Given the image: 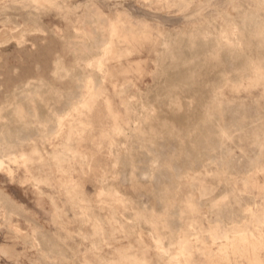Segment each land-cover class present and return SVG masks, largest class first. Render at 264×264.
Returning <instances> with one entry per match:
<instances>
[{"label": "rangeland", "instance_id": "obj_1", "mask_svg": "<svg viewBox=\"0 0 264 264\" xmlns=\"http://www.w3.org/2000/svg\"><path fill=\"white\" fill-rule=\"evenodd\" d=\"M0 264H264V0H0Z\"/></svg>", "mask_w": 264, "mask_h": 264}, {"label": "bare ground", "instance_id": "obj_2", "mask_svg": "<svg viewBox=\"0 0 264 264\" xmlns=\"http://www.w3.org/2000/svg\"><path fill=\"white\" fill-rule=\"evenodd\" d=\"M7 31V30H6ZM3 33V32H2ZM4 34V33H3ZM28 138V137H27ZM9 238H11V237H9ZM2 248V247H1ZM4 248V247H3ZM6 249V248H5ZM5 249H3V250H5ZM2 253H4L3 251H2ZM13 258H15V257H13ZM18 260V259H17Z\"/></svg>", "mask_w": 264, "mask_h": 264}]
</instances>
